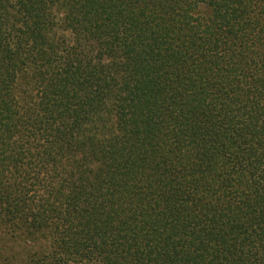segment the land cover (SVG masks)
<instances>
[{"label": "trees", "instance_id": "obj_1", "mask_svg": "<svg viewBox=\"0 0 264 264\" xmlns=\"http://www.w3.org/2000/svg\"><path fill=\"white\" fill-rule=\"evenodd\" d=\"M0 264H264V0H0Z\"/></svg>", "mask_w": 264, "mask_h": 264}]
</instances>
